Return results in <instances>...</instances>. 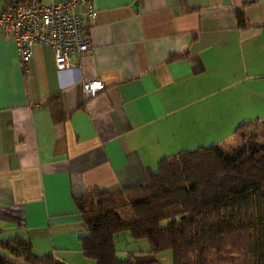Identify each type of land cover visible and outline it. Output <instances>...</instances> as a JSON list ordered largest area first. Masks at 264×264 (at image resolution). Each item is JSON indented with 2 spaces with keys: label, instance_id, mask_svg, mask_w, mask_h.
Instances as JSON below:
<instances>
[{
  "label": "crops",
  "instance_id": "obj_1",
  "mask_svg": "<svg viewBox=\"0 0 264 264\" xmlns=\"http://www.w3.org/2000/svg\"><path fill=\"white\" fill-rule=\"evenodd\" d=\"M11 1L21 0L0 6ZM93 8L89 19L76 7L91 48L68 70L58 72L41 44L24 68L15 42L0 37V238L19 235L61 264H95L82 253L87 229L75 197L142 181L180 149L235 147L237 134L264 122V0H93ZM93 79L104 88L85 100L82 82ZM113 246L118 258L149 249L126 234Z\"/></svg>",
  "mask_w": 264,
  "mask_h": 264
},
{
  "label": "trees",
  "instance_id": "obj_2",
  "mask_svg": "<svg viewBox=\"0 0 264 264\" xmlns=\"http://www.w3.org/2000/svg\"><path fill=\"white\" fill-rule=\"evenodd\" d=\"M235 18L248 27L241 9ZM74 202L87 229L82 253L95 264H153L166 250L171 264H264V132L251 146L180 149L160 158L146 179L115 192L92 189ZM121 231L145 239L148 251L118 258L113 237ZM14 258L61 264L19 235L0 238V264Z\"/></svg>",
  "mask_w": 264,
  "mask_h": 264
},
{
  "label": "built area",
  "instance_id": "obj_3",
  "mask_svg": "<svg viewBox=\"0 0 264 264\" xmlns=\"http://www.w3.org/2000/svg\"><path fill=\"white\" fill-rule=\"evenodd\" d=\"M84 6L89 19L96 11L93 0H63L43 4L41 0L6 2L0 6V37L15 42L21 64L26 68L36 44L53 51L58 72L71 68V59L87 53L90 38L85 19L76 11ZM84 99L88 100L103 90L98 79L83 81Z\"/></svg>",
  "mask_w": 264,
  "mask_h": 264
},
{
  "label": "rangeland",
  "instance_id": "obj_4",
  "mask_svg": "<svg viewBox=\"0 0 264 264\" xmlns=\"http://www.w3.org/2000/svg\"><path fill=\"white\" fill-rule=\"evenodd\" d=\"M263 132H264V127H262L261 125H254V126L250 127V129H247V131L245 132L246 134L243 133V135H244L243 137L241 136V133L237 134L234 144L237 145V144H240L241 142H244L245 144H247L249 146H251L253 144H257L260 141H262V134H263ZM252 134L257 135L258 138L257 139H254L253 136H252ZM231 143L232 142L230 140L229 141V144H231ZM225 146H227V144H225ZM117 234H115L113 238H116V236L121 235V234H126L127 236L130 235V233L128 231H121L120 234H118V235ZM141 240L143 242H145L146 246H148V243H147V241L145 239H141ZM114 243H115V241H114ZM120 243L122 244L121 248L125 247L123 239L121 240ZM118 247L119 246L116 244V246H115L116 250L119 249ZM134 247H137V245H135ZM162 253H167L170 256V251H168V250L163 251ZM121 257H123V256H121Z\"/></svg>",
  "mask_w": 264,
  "mask_h": 264
}]
</instances>
